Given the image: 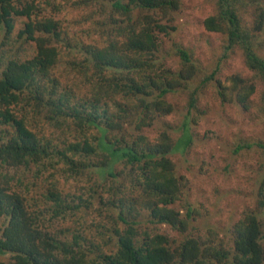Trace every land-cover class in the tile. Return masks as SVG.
Returning a JSON list of instances; mask_svg holds the SVG:
<instances>
[{"label":"trees","instance_id":"obj_1","mask_svg":"<svg viewBox=\"0 0 264 264\" xmlns=\"http://www.w3.org/2000/svg\"><path fill=\"white\" fill-rule=\"evenodd\" d=\"M183 2L0 0V254L8 264H264L257 212L233 226L230 245L191 231L200 212L185 202L189 185L173 157L192 146L210 84L224 106L252 112L258 98L264 116V0H216L205 27L226 46L212 72L172 40ZM237 53L250 76L224 75ZM181 97L188 115L173 125L170 98ZM255 147L264 157V138L236 152ZM259 192L264 216V181Z\"/></svg>","mask_w":264,"mask_h":264},{"label":"rangeland","instance_id":"obj_2","mask_svg":"<svg viewBox=\"0 0 264 264\" xmlns=\"http://www.w3.org/2000/svg\"><path fill=\"white\" fill-rule=\"evenodd\" d=\"M216 14V0H184L181 10L174 15L177 29L173 31L172 40L193 49L199 65L207 72L216 68L226 46L224 35L207 31L205 27V21ZM169 59L168 64L178 68L180 60L176 57ZM224 67L225 76L238 72L250 76L240 53L231 55ZM215 94L210 84L202 96V105L208 112L195 127L192 146L184 153L181 148L177 149L173 157L178 172L189 185L185 202L200 212L191 221V231L198 237H218V242L230 245L233 240L230 230L245 213L257 212L264 217L258 208L259 191L264 181L263 153L256 147L236 152L241 142L264 138V116L258 112V98L254 99V117V111L245 112L231 104L222 105ZM170 101L175 106V114L169 116L167 122L181 125L188 115L186 98H179V103L173 98ZM163 127L157 124L151 131L152 137H157L158 128ZM172 133L174 137L182 138L184 132L177 130ZM87 213L91 224L94 213L90 209ZM161 230L178 240L182 238L180 233L169 228ZM9 258L10 255L0 254V264H8Z\"/></svg>","mask_w":264,"mask_h":264}]
</instances>
